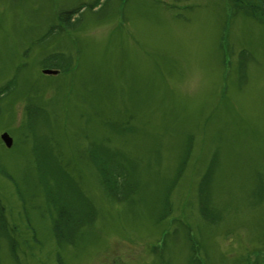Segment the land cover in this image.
<instances>
[{"label": "rangeland", "instance_id": "374dc122", "mask_svg": "<svg viewBox=\"0 0 264 264\" xmlns=\"http://www.w3.org/2000/svg\"><path fill=\"white\" fill-rule=\"evenodd\" d=\"M97 2L0 0V264H264V0Z\"/></svg>", "mask_w": 264, "mask_h": 264}, {"label": "trees", "instance_id": "16d2710c", "mask_svg": "<svg viewBox=\"0 0 264 264\" xmlns=\"http://www.w3.org/2000/svg\"><path fill=\"white\" fill-rule=\"evenodd\" d=\"M264 8V4L261 5ZM243 8L245 9H249L250 6L246 5H242ZM242 8V9H243ZM251 10V9H249ZM61 20L63 22L69 21V16L64 20L63 16L61 18ZM103 161V160H102ZM101 161H96V164H99ZM99 168V166H98ZM100 170V168H99ZM100 172H103L102 169ZM13 181V179H12ZM104 182V187H105V191L107 192L108 195H110L111 197H113L114 199H121V197H128V191L126 189L127 187V183L123 184L121 186L118 187H112V183L107 180L105 182V180L103 179ZM14 183V181H13ZM15 184V183H14ZM48 194H50L51 196L47 197V201L49 206H53V210H55V213L50 212V217L52 220V225H53V229L56 232V236L57 238H59V240L62 242V245L67 246L68 244H73L74 243V239L70 238V230L72 231V235H75V232L72 230L74 225L77 224V218L74 217L73 215L75 214V208L71 207L69 204H67L65 201H63L62 199H57L56 196H54L52 194V192H48ZM2 202L0 201V228L2 230H5V225L2 223L3 221L1 220V216H2V208H1ZM69 206V207H68ZM68 209H70L68 211ZM93 211V210H91ZM202 216L204 217V211L202 209ZM80 225H77V229H80ZM6 231H7V225H6ZM8 232V231H7ZM74 232V233H73ZM9 234V232H8Z\"/></svg>", "mask_w": 264, "mask_h": 264}, {"label": "water", "instance_id": "95a60500", "mask_svg": "<svg viewBox=\"0 0 264 264\" xmlns=\"http://www.w3.org/2000/svg\"><path fill=\"white\" fill-rule=\"evenodd\" d=\"M46 73L53 74L52 72H46ZM1 138L8 148H11L13 146V139L8 134L2 135Z\"/></svg>", "mask_w": 264, "mask_h": 264}]
</instances>
